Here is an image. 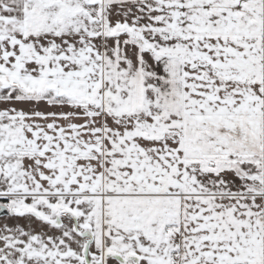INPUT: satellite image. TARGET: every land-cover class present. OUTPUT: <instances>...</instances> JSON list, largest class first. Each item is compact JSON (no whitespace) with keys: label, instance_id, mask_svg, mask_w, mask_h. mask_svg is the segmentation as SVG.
Instances as JSON below:
<instances>
[{"label":"snow or ice","instance_id":"1","mask_svg":"<svg viewBox=\"0 0 264 264\" xmlns=\"http://www.w3.org/2000/svg\"><path fill=\"white\" fill-rule=\"evenodd\" d=\"M0 264H264V0H0Z\"/></svg>","mask_w":264,"mask_h":264}]
</instances>
